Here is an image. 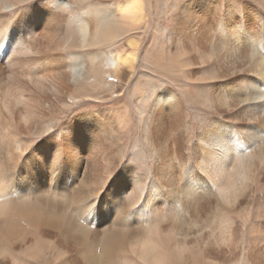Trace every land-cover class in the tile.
<instances>
[{
	"label": "bare ground",
	"instance_id": "obj_1",
	"mask_svg": "<svg viewBox=\"0 0 264 264\" xmlns=\"http://www.w3.org/2000/svg\"><path fill=\"white\" fill-rule=\"evenodd\" d=\"M154 1L0 0V264H264V0Z\"/></svg>",
	"mask_w": 264,
	"mask_h": 264
},
{
	"label": "rangeland",
	"instance_id": "obj_2",
	"mask_svg": "<svg viewBox=\"0 0 264 264\" xmlns=\"http://www.w3.org/2000/svg\"><path fill=\"white\" fill-rule=\"evenodd\" d=\"M144 1V3L146 4V5H150V6H152V4L155 2L154 0H143ZM241 1H243V0H241ZM74 6V5H73ZM258 9H259V12L262 10V7L260 6V5H258ZM79 10V9H78ZM144 11H147V9H145ZM79 12H80V10H79ZM74 15V13H72V14H69V16L72 18V16ZM70 17H68V18H70ZM70 18V19H71ZM148 46L150 47L151 46V43H149L148 44ZM108 54V56H110V52L109 53H107ZM111 79H112V77H111ZM106 80L107 81H110V76H106ZM192 108V109H191ZM187 109H188V113H189V115H190V119L192 120L193 118L195 119V120H198L199 119V117H206L205 116V111L204 110H202L200 107H198V106H194V105H192L191 107H188L187 106ZM210 115H213L212 113H210V114H207V117L208 116H210Z\"/></svg>",
	"mask_w": 264,
	"mask_h": 264
}]
</instances>
